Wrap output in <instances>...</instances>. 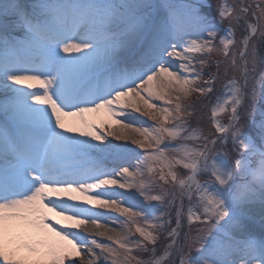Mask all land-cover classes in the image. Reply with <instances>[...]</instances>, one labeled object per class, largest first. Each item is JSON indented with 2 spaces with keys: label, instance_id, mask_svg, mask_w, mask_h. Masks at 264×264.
Wrapping results in <instances>:
<instances>
[{
  "label": "snow or ice",
  "instance_id": "6c2138e0",
  "mask_svg": "<svg viewBox=\"0 0 264 264\" xmlns=\"http://www.w3.org/2000/svg\"><path fill=\"white\" fill-rule=\"evenodd\" d=\"M0 93V264H264V0H0Z\"/></svg>",
  "mask_w": 264,
  "mask_h": 264
},
{
  "label": "rangeland",
  "instance_id": "374dc122",
  "mask_svg": "<svg viewBox=\"0 0 264 264\" xmlns=\"http://www.w3.org/2000/svg\"><path fill=\"white\" fill-rule=\"evenodd\" d=\"M237 37H239V32L237 33ZM3 99H4V97H3V94L2 93H0V101H3ZM202 111L204 112V113H206L207 112V109H202ZM136 115H139V113H136ZM142 119H146V117H141ZM109 123H112V121H109ZM149 123H151V121H149ZM112 126H113V128H115L116 127V125L114 124V123H112ZM205 127H207V116L205 115ZM105 131L107 130V127H105V129H104ZM111 138V137H110ZM114 143H125L124 141H113ZM101 211H103V210H101ZM113 215H115L114 213H113ZM77 264H79V261H77Z\"/></svg>",
  "mask_w": 264,
  "mask_h": 264
}]
</instances>
